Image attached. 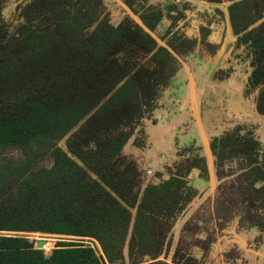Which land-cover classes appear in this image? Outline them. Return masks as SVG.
Returning a JSON list of instances; mask_svg holds the SVG:
<instances>
[{
    "label": "trees",
    "instance_id": "16d2710c",
    "mask_svg": "<svg viewBox=\"0 0 264 264\" xmlns=\"http://www.w3.org/2000/svg\"><path fill=\"white\" fill-rule=\"evenodd\" d=\"M102 1L29 2L6 44L17 49L8 47L10 58L0 63V232L72 240L45 253L26 236L0 233V264H103L80 238L95 240L107 264L158 260L208 180L202 147L188 137L164 174L147 185L125 152L131 140L143 148L145 125L155 123L169 99L182 96L180 66L122 8L118 21L108 14L100 20ZM148 1L126 3L141 12L151 31L162 30L173 51L188 44L186 54L218 66L224 77L239 73L245 98L254 99L264 116V0H168L163 6ZM200 17L219 24L218 60L205 58L201 45L192 46L191 22ZM228 21L237 46L226 58L232 46ZM8 25L0 8V39ZM210 147L217 168L237 173L238 215L245 219L240 231L264 233V147L240 129L213 139ZM7 151L17 152V160L7 158ZM48 153L54 165L29 174Z\"/></svg>",
    "mask_w": 264,
    "mask_h": 264
},
{
    "label": "rangeland",
    "instance_id": "374dc122",
    "mask_svg": "<svg viewBox=\"0 0 264 264\" xmlns=\"http://www.w3.org/2000/svg\"><path fill=\"white\" fill-rule=\"evenodd\" d=\"M150 1L151 0L148 2ZM205 1L209 2L210 0ZM25 2L26 0H0V8L3 17L6 18L7 22L9 23L8 28L3 32V35L0 39V63H6L10 58L9 56L11 51L9 48L17 49V47L6 46V44H8V42L11 40V37H13V35H15L20 29V25L22 24L20 15ZM157 3L159 2H154V4ZM121 8L124 11H126L127 8L131 9L126 3V0H105L102 5L101 10L103 12L101 16L108 14V19L112 22H116L124 17V13ZM140 14L141 12H139L137 15L139 16ZM127 15L129 16L128 13ZM154 33L158 38L166 42L163 34H159L158 30H156ZM166 44L168 43L166 42ZM235 45L237 46V44ZM188 47L190 48L191 45L187 44L185 47L180 44L174 45V48H176V51L174 52L177 56H179L180 59L177 60L175 58L180 66L177 81L182 87V96L176 99L173 97L172 100L169 99L170 102H166L164 104L163 111L156 115L155 123L151 125L154 126V128L166 127L167 129H172L173 132H177L175 133L176 135L179 134V140H182L185 137H188L190 140H195L198 145L202 147L203 154L207 162V169L208 158L203 137L206 138L210 147V143L213 139L219 138L227 132H232L234 129H240L245 133L251 134L254 139L259 141L264 147V116L260 115L255 110L253 105L254 99L252 101H247L248 108L244 110L241 104H236L235 99L237 98H234L233 100L231 99V91H225L224 89L217 87L209 91L204 90L203 92L201 89L199 92L196 89L194 92H192V90H186L189 78L188 75L184 73V66L188 69L191 68L192 71H195L198 78L199 87H202V82H204L206 77L208 78V76L205 74V71L201 69L193 59L189 58L191 55L185 53V51L189 49ZM193 47H196V44H193ZM180 55L183 56V59H181ZM183 63H185L184 66H182ZM226 77H224V74L221 72L216 74L218 81H222L226 79ZM239 80L241 81V79ZM169 91L171 93L172 89ZM198 93L199 95L202 94L203 97H205L202 98L206 100V106H210L208 110L211 111L208 114L201 115L202 119H200L199 116V103L197 100L199 98ZM243 93L245 95V92ZM230 100L233 102L231 107L235 110V114H233L228 108V102ZM244 115H246L245 118H249V120L242 122ZM149 127L148 125H145L146 144L144 147H147V139L149 140L151 137L148 136ZM210 153L214 179L210 184L208 169L207 182H205L204 186L201 185L198 188L197 195L186 210L187 212L185 215L187 214V216L191 210V213L196 212V214L194 215L193 213L191 221L187 223L185 230L182 231L181 236L179 233L181 244L180 248L176 252L178 261H176L175 264H264V245L260 247L257 244L258 241L256 239L250 240L244 249L250 258L242 261H237L240 253V251L236 249L237 247L233 250H228V252L221 253L220 251L211 250V246L214 243L224 238L225 234L223 233V229L225 227L234 225L240 229L241 220L245 219L240 218L238 215V202L242 199V195L241 192H239L240 185L237 183V173L233 174V171L217 168V160L211 151ZM5 156L13 160H17L18 158L17 152L15 151H7ZM54 163L55 157L51 153H48L29 174H34L40 168L52 167ZM14 189L15 188L13 186L12 190L15 191ZM173 231L171 234L170 243L166 248V252H169L168 250L171 246V241L174 236ZM0 233L26 236L31 242L34 243L37 240H51V245L45 246L43 249L45 253H48L54 249L58 242L72 240L69 237L46 234H21L10 232ZM210 233H212V236H209ZM200 237H202L205 241L200 240ZM261 240L262 237L259 238V243ZM212 249H214V247ZM171 262L164 256V258L148 264H170Z\"/></svg>",
    "mask_w": 264,
    "mask_h": 264
},
{
    "label": "crops",
    "instance_id": "0c3cea01",
    "mask_svg": "<svg viewBox=\"0 0 264 264\" xmlns=\"http://www.w3.org/2000/svg\"><path fill=\"white\" fill-rule=\"evenodd\" d=\"M168 0H151L148 2V6H163L167 3ZM154 2H159L157 4H154ZM202 6H206L205 2H202ZM209 16L214 15L213 11H209ZM214 22V23H213ZM193 31H192V43L201 45L200 47L201 51L204 53L205 58L209 60L216 59L218 60V56L215 54V48L218 44H220L222 40V34L221 31L217 28L219 27V24L215 23V20L212 21L211 25H208L205 20L201 19H195L191 22ZM227 32L229 34V39L232 44L230 51L227 53L226 58H228L230 52L235 47V44L237 42V38L233 35V31L231 28V25L229 21L226 25ZM159 34H163L162 30L157 29ZM156 32V31H155ZM208 33V36H203L204 33ZM172 35V34H171ZM166 42L168 40V37H166ZM185 45V44H184ZM183 45V46H184ZM193 46V45H192ZM189 48V47H188ZM192 48V47H190ZM189 48V49H190ZM181 56V59H183V56ZM190 59H193L195 63L205 71V74L208 76L206 79H204V82H202V87L198 86V78L196 76L195 71H192L191 68H186L183 63L182 66H184V73L188 75V82L186 86V90H199L201 89L202 92L204 90H213L215 87L222 88L225 91H231V99H235L236 104H241V106L246 110L248 108V102L244 95V85L239 80L240 74L239 73H233L230 76L226 77V79L222 81H218L216 78V74H218L219 69L218 66L210 67L209 65L203 64L199 62L196 58L192 57V55L189 57ZM224 56L222 55L220 57V60L223 59ZM187 59V58H186ZM187 65V64H186ZM201 93V92H200ZM236 94V96H235ZM202 94L199 95L198 100V108H199V116L200 119L201 115L208 114L211 111L208 110L210 106H206L207 102L205 97H203ZM203 100V103H202ZM232 100H230L229 103V110L235 114V110L231 107ZM253 105L256 110V102L253 100ZM238 104V105H239ZM257 111V110H256ZM250 113V112H249ZM246 115H244V119L242 122L249 120V118H245ZM148 136L150 137L149 140L147 139V147L144 148H137L133 145L132 140L129 141V143L125 147V152L129 155H131L139 165V168L145 173V185L155 180V176L157 174H164V168L165 165L172 163L176 158V152L178 148V144L180 143V137L179 134L176 135L173 132L172 129H167L166 127L161 128H154V126H150L148 128ZM209 169V168H208ZM213 172L209 169V182L210 184L213 182ZM205 183L202 185L204 186ZM192 211V210H191ZM189 211V215H185L175 226L173 231V239L171 241V246L169 248V252H166L165 257L168 258V260L171 262L170 264H175L176 261H178L177 258V250L180 248V239H179V233L180 236L182 234V231L185 230V226L187 223H189L192 219L193 213ZM196 212L194 213V215ZM217 230V229H216ZM223 233L225 234L224 238L220 241H217L211 246V250L213 251H220L221 252H228V250H233L236 248L240 251L239 258L237 261H242L245 259H249L248 253L246 254V250L244 251L245 247L248 245L250 240H257V244L262 247L264 245V233L260 231H254V232H243L240 231V229L236 226H227L223 229ZM209 236H212V233L209 234ZM197 237V236H196ZM262 237L261 242L259 243V238ZM200 240L205 241L202 237H200ZM214 247V249H212ZM242 251V252H241ZM128 256V251H127ZM158 261V260H154ZM153 261V262H154ZM144 264V263H143ZM182 264V263H181Z\"/></svg>",
    "mask_w": 264,
    "mask_h": 264
},
{
    "label": "water",
    "instance_id": "95a60500",
    "mask_svg": "<svg viewBox=\"0 0 264 264\" xmlns=\"http://www.w3.org/2000/svg\"><path fill=\"white\" fill-rule=\"evenodd\" d=\"M32 1H34V0H26V2H25V4H27V3H29V2H32ZM227 5H230V3H227L225 6H224V9H227ZM126 9V8H125ZM126 11H127V13L129 14V16H130V18H132L145 32H147L148 34H150L157 42H158V44L160 45V46H163V47H165V48H167L171 53H172V55L177 59V60H180L179 59V56H177L176 54H175V52L168 46V44H166V42H164L163 40H161L160 38H158L156 35H155V33L153 32V31H151L144 23H143V21L140 19V17L137 15V14H135L131 9H126ZM102 18H103V16L100 18V20H102ZM99 20V21H100ZM99 21L97 22V23H95L94 25H92L90 28H89V32H92L96 27H97V25H98V23H99ZM192 92H194V90H192ZM204 143H205V149H206V154H207V158H208V168L212 171V162H211V153H210V147H209V144L207 143V140H206V138L204 137ZM213 179H214V177H213ZM79 241H81V242H86V243H88V244H90L92 247H93V249L96 251V253H97V255H99L100 256V258H101V260H102V262H103V264H107L106 263V261H105V258H104V255H103V253H102V251H101V248H100V246L98 245V243L95 241V240H93V239H90V238H80V239H78ZM45 241H43V240H37L36 242H35V247H36V249H38V250H43L44 249V245H45ZM127 247L125 248V250H124V254H125V257H126V260L128 261V256H127ZM162 258H164V256L163 255H161L160 257H159V259H162ZM158 259V260H159ZM154 260H151L148 256L147 257H145V259H144V263H146V264H148V263H151V262H153Z\"/></svg>",
    "mask_w": 264,
    "mask_h": 264
},
{
    "label": "bare ground",
    "instance_id": "6f19581e",
    "mask_svg": "<svg viewBox=\"0 0 264 264\" xmlns=\"http://www.w3.org/2000/svg\"><path fill=\"white\" fill-rule=\"evenodd\" d=\"M198 96H199V93H198ZM203 139H204V137H203Z\"/></svg>",
    "mask_w": 264,
    "mask_h": 264
},
{
    "label": "built area",
    "instance_id": "2783aa9c",
    "mask_svg": "<svg viewBox=\"0 0 264 264\" xmlns=\"http://www.w3.org/2000/svg\"><path fill=\"white\" fill-rule=\"evenodd\" d=\"M93 248V247H92Z\"/></svg>",
    "mask_w": 264,
    "mask_h": 264
}]
</instances>
